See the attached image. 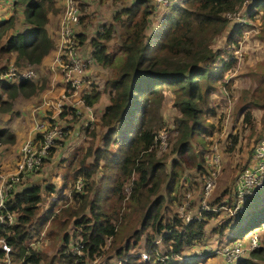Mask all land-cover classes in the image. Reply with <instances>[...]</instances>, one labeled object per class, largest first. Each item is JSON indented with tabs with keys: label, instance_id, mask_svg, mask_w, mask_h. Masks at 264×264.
Segmentation results:
<instances>
[{
	"label": "trees",
	"instance_id": "1",
	"mask_svg": "<svg viewBox=\"0 0 264 264\" xmlns=\"http://www.w3.org/2000/svg\"><path fill=\"white\" fill-rule=\"evenodd\" d=\"M128 1L131 2L128 4ZM245 1L254 0H178L166 12L156 31L148 34L154 11L151 0H112L113 4L121 3V6L113 12L111 22L100 24L88 40L94 61L103 67H112L113 72L106 79L104 89L92 86L90 92L83 95L85 105L92 106L101 93L106 92L108 103L98 118L99 134L85 128L91 140L71 172V180L83 178L80 191L69 189L70 200L76 206L65 203L54 209L53 201L44 208V196L52 195L57 189L54 184L32 183L18 191L12 190L5 204L15 212V222L0 225V237L9 246L12 264H85V259L101 255L120 259L121 264H159L160 254L182 256L184 248L203 242L204 227L216 216L215 212L203 209L200 219L183 223L177 212H171L165 204L160 190L165 182L167 200L174 204L178 198L175 185L182 178L183 163L195 168L202 177L210 172L202 136L209 140L218 127L209 116L216 115L218 104L213 103L212 95L220 87H224L225 94L230 91L229 101L234 96L233 111L241 114L243 127L250 131L248 137L255 131L264 132V59L255 69L245 72L244 77L250 79L249 86H240L231 94L233 80H228L226 74L237 59L228 51L223 57L212 44L231 23L226 14L236 13ZM54 3V0H14V4L23 5L28 29L7 37V43L0 46V59L15 52L13 63L16 66L42 62L54 46L45 29L48 13L58 11ZM257 5L261 8L258 37L264 43V0H255L247 7L246 15H251V10H255L253 6ZM86 19L88 15L82 14L80 23ZM11 22L12 18L0 23V40L5 35L4 26ZM77 38L80 44H86L87 36L83 31ZM226 41L232 44V36ZM117 52L121 53L120 58L116 57ZM6 69L7 66H0V70ZM42 87L28 78L12 84L0 81V112L10 109L11 100L16 96L30 97ZM2 93L7 94L8 100H2ZM168 94L178 111L173 118L175 134L171 149L176 158L171 160L169 170L165 156H158L154 146L156 133L166 125L161 107ZM255 111H259L258 128ZM14 141L12 132L0 128V143ZM238 142L239 135L235 134L226 150L232 151ZM195 143L203 151H196ZM216 150L222 166V155L217 147ZM53 152L54 149H50L49 155ZM178 168H181L180 173ZM220 172L221 168L217 178ZM185 189L192 192L190 188ZM227 191H221L208 200V204L219 208L217 211L226 206L227 211L233 204V199L223 198ZM180 203L179 199L177 205ZM222 211L225 210L222 208ZM255 213L258 211L251 215ZM230 221V217L225 219L214 231L223 234ZM69 222L79 229L83 256L74 255L68 249L72 238L67 227ZM260 222L264 230V214L256 218V226ZM41 232L52 241L60 239L61 246L55 253L30 246ZM141 246L149 254L148 260H141L139 254L132 253ZM2 256L0 244V260ZM261 261H264V247L259 246L249 250L236 264H260Z\"/></svg>",
	"mask_w": 264,
	"mask_h": 264
},
{
	"label": "rangeland",
	"instance_id": "2",
	"mask_svg": "<svg viewBox=\"0 0 264 264\" xmlns=\"http://www.w3.org/2000/svg\"><path fill=\"white\" fill-rule=\"evenodd\" d=\"M130 2L131 1H128L127 3L129 4ZM151 2L154 3L155 8L149 20V24L147 28L148 34H152L154 31H156V29L159 26V23L164 18L166 12L173 7V6H170L168 8V6L166 5L156 6L154 0H151ZM174 2H177V0H174ZM80 5H81V15L82 14L88 15V19L84 20L85 29L88 28L90 30L89 36H93L98 26H100V24L107 25L111 22L113 12L116 11L121 6V3L113 4L112 0H81ZM240 9L241 7L238 8V11ZM246 9H247V5L243 9V11H241L240 13L245 14ZM10 18H12V22L9 26L7 25L4 26L5 35L1 39V42H0L1 45H4L7 42V37L11 36L12 34H16L17 32H24V30L28 29V24L25 23V19L23 15V5L22 4H14L13 2V4L11 3L10 5V3H8L7 1L2 6H0V23L5 22ZM260 25H261V20H260ZM241 36L242 35L239 32L236 35L237 40L240 39ZM212 44H213V49L215 51L220 52L223 57H226V54H227L226 51H228V54L233 52L232 47H229V48L226 47V33L219 34ZM244 44H245L244 38H241L240 40L232 43L233 47L236 49L238 47L242 48ZM229 45L231 46V44ZM251 45H252V42L248 41L246 45L248 47L246 50H248L251 47ZM246 50L244 49V51H242L243 55H246V57H249L250 51H246ZM255 50H257L256 46H254L253 52ZM263 50H264V46H262L261 44V48H259V51H263ZM10 56L11 55H9L8 57H4L3 59H0V66L7 64L9 59L11 58ZM253 59H254V56H253ZM19 66L24 67V68H32L31 66L25 65V64H22ZM233 68H238L237 63L233 66ZM112 69H113L112 67L105 68V71H103V78L100 81H98V79L91 80L90 82L91 89H92V86L100 90L104 89V83L106 79L111 76L113 72ZM241 69L242 68L239 69V74H241L240 73ZM237 78H239V76ZM32 82H34L37 86H43L42 89L39 90V92L34 95H39L40 93H42L45 87V82L40 83V81H34L33 79H32ZM244 84H246V79L240 77V79L236 81V85L234 84V86L232 87L234 90L232 91L231 94H233V92L235 91L237 92L238 87ZM220 90L221 91L218 90L219 92H215L212 95L213 103L218 104V107L216 108V115L211 116V117L209 116V120L211 122L217 123L218 127L215 129V132L212 135V139L208 140L206 139V137L203 138L202 136L203 142L204 144L206 142L205 145L207 148L206 151H204L205 157H206V154L207 155L209 154L208 152L209 146L210 147L217 146V148L220 150V153L222 155V166L220 167L221 172L218 178L216 177L215 187L213 189V192L211 193V196L209 197V200L218 196L222 190H225L227 188L230 189V190L227 189L228 194L233 191L235 177L237 176L242 166L245 165V163L243 162H246L247 158L249 159V155L251 153L252 147L257 143V141H259V139L264 134V132L263 134H261V131H255L251 133L252 137L249 138L248 133L250 131L248 132V129H245L243 127L242 122H241V119H242L241 114L233 111L234 102L232 101V99L234 98V96H232L231 101H229L230 99L228 100V97L230 96V91L226 92L225 94L222 91L224 90V87H220ZM71 94L72 93L70 92L67 93L68 101L65 103V106L63 107V109H61L60 114H57L55 117H53V121L50 122L51 125L60 126V129L62 130L61 137L56 141V143L52 147L54 149L53 155H48V157L44 160V162L42 163L38 171H35V172H32L26 175L25 179L23 180V181H25L26 179L35 180L34 176L36 175L41 176L40 173L43 172L42 169H46L44 179L40 184L41 185L54 184L57 189L52 195H49L48 197L44 196L45 198L42 204L44 208H47L46 206L49 207L53 203V201L55 202L54 209L58 208L61 204L64 205L65 203L72 204V206H76V204L72 200H70L71 198L68 197V194L70 196L69 189L73 188V183H74V181L71 180V176H72L71 172L73 170V167L76 165L77 158H79L81 154L84 153L85 147L88 146V142H90L91 140V137H88L87 132L85 131V128L89 127V131L95 130L97 135L99 134V130L101 128L100 124H98V120H95V116L98 115V111L92 112L93 117L91 119L90 113H87L86 111H84L82 105L76 104L77 99L72 100V98H70ZM103 94H106V92H104ZM78 96H80V94H78ZM1 97H2V100H8L6 93H2ZM18 97H23V96L18 95L14 99H12L11 100L12 107H13V103L15 99ZM24 98H29V97H24ZM70 99L72 101H69ZM171 99H172L171 94H168L165 97L162 107H161V113L163 115V118L166 124L163 130L167 132L168 134L167 147L166 149L159 148L158 146L159 141H157L156 145H154L157 155L160 157L165 156V164H166L167 170L171 168V160L176 158V154L172 152L171 149H172V142H173L172 137L175 134L174 129H173V118L175 115L178 114V111L176 108L172 106ZM68 107H72V109L68 110L67 109ZM21 114L22 112L17 110L15 115L20 116ZM258 118H259V111H255L254 121L256 123V128H258ZM9 121L10 119L5 121L2 118H0V128L10 125L12 122L9 123ZM160 132H162V129ZM235 134L239 135V142L237 143V145L234 147L232 151H227L226 147L230 145L231 139ZM194 146H195L196 151H200V152L203 151L199 144L195 143ZM14 158H16V155L14 156ZM177 170L180 173L181 168H178ZM206 171H207V168H206ZM0 173L2 172L0 171ZM56 173L59 176V178L56 177ZM5 174H8V173L5 172ZM28 176H33V177L28 178ZM205 177L206 175L203 177L200 176L196 172L195 168L188 167L185 163H183L182 178L179 181V183L177 182L175 185V188H176L175 192H176V195H178V198L174 202V204H171L170 202H168L167 197H166L167 191L165 189V182L162 184L160 193L165 197V204H167L171 208V212H177V207H178L177 203L179 202V199L181 201L183 200V197H184L183 192L185 191L184 188L195 189L194 193L190 192V196L188 198L189 201L192 200L193 196L195 197V195L199 194V188H203ZM128 188H129V184L127 183L124 187L125 196L127 195ZM261 196H264V194H261ZM261 196L260 195L257 196L259 198H256L251 203V207L253 208L258 206V208H255L257 209L258 213H255L254 215H251L248 217L249 212H246L242 218V220L243 219L244 220L241 222V225L237 228V230H235V232L233 230L232 231L229 230V233L231 234H233L234 232L233 236H235L236 239L247 241L251 232L260 231L261 229H263L262 222H260V224L256 226V218L263 216L264 214V197H261ZM190 206L195 209L198 206V204H191ZM220 210L222 212V215H219L218 217L215 216L214 218H212L209 221L210 224L208 228L205 230L206 235L209 237L213 236L216 233L214 229L217 228L220 223L225 221V219L229 218L228 212L226 210L222 211V208ZM230 225L227 229H225L223 234H219V233H216V234L220 236L227 234L228 229H230ZM67 227L70 230L71 237L75 234L79 235V229L73 227V225L70 224V222L67 225ZM59 241L60 239L58 241L56 239L52 241L51 239H48L45 237V239L41 242L42 250H46L48 253H55L60 244ZM142 241H144L143 238H142ZM140 249H136L135 252L137 253L147 252L144 246L143 248H140ZM163 251L164 249L161 248L160 252H163ZM106 260H109V259H107L105 256L96 257L91 260L85 259V264H101L102 262Z\"/></svg>",
	"mask_w": 264,
	"mask_h": 264
},
{
	"label": "built area",
	"instance_id": "3",
	"mask_svg": "<svg viewBox=\"0 0 264 264\" xmlns=\"http://www.w3.org/2000/svg\"><path fill=\"white\" fill-rule=\"evenodd\" d=\"M1 1V0H0ZM156 6L166 5L168 8L173 6L176 2L174 0H154ZM250 2V1H249ZM248 1L244 2V6L236 13H227L226 17L235 22L238 26L244 25L248 18L245 14H241L243 8ZM81 0H62L61 3V25H60V51L61 56L56 58V62L60 66L61 74L68 89H75L73 94H76L77 89L82 83L81 74L85 71L86 67L92 62L91 57H85L81 53V45L78 41L76 29L80 25L81 17ZM154 5V3H153ZM155 7V5H154ZM232 47L234 49V55L238 59V56L242 51L237 49L233 45H228L227 48ZM34 71L31 68H24V70H18L15 65H9L4 71L0 70V81L6 78L19 81L23 78H32ZM85 95V94H84ZM77 105L89 109L85 105L83 96L79 97L76 102ZM79 111V110H77ZM37 137L34 141H27L22 144L20 148V158L16 164V170L13 173H0V225L11 224L15 222V212L7 209L5 204L7 196L13 190L14 184L19 182L24 176L38 171L44 160L48 157L50 149L54 146L56 141L61 137L62 130L58 125L37 123L34 126ZM161 131V130H160ZM158 131L155 136L154 145L157 141L158 146L161 149H166L168 134L162 129V132ZM160 132V133H159ZM251 156L245 163L242 170L237 174L234 186H233V204L227 207L228 217L237 218L244 215L247 212L248 202L259 195L260 191L264 189V134L251 150ZM206 159L210 161L211 170L206 174L204 185L202 188L201 199L198 206L194 209L190 205L188 200L190 191L186 190L183 200L177 207V213L180 216L183 223H189L192 220L200 219L202 217V210L217 211L219 208L213 207L208 204L209 197L215 187L216 176L219 172L220 166V154L217 152L216 147L212 146V151L206 154ZM83 178L77 177L73 183V189L80 191L82 188ZM226 210V206H222ZM73 240L70 241L68 249L69 251L78 256H83L84 245L81 243L79 235L76 234ZM0 244L3 249V256L0 260V264H12L9 246L3 237H0ZM259 247V236L257 231L251 232L248 237V243L245 244L242 240L227 239L224 244L217 247L195 246L191 249V252L187 256H176L168 254H160L159 264H173L174 261L184 263L183 260L199 261L205 259L210 255H221L225 258L227 263H236L237 260L244 257L249 250ZM143 260L149 259V255L145 252H141ZM94 256L92 259L96 258ZM91 260V259H89ZM165 262V263H164ZM110 261H104L101 264H109ZM113 264H121L119 260H112ZM26 264H30L29 262Z\"/></svg>",
	"mask_w": 264,
	"mask_h": 264
},
{
	"label": "crops",
	"instance_id": "4",
	"mask_svg": "<svg viewBox=\"0 0 264 264\" xmlns=\"http://www.w3.org/2000/svg\"><path fill=\"white\" fill-rule=\"evenodd\" d=\"M7 1H8V3H10V5H11V3L13 4V2H14V0H1L0 6H2ZM54 1H55L54 4L58 8V11L56 13H53V12L48 13V22L45 25L46 32L52 38V40L54 42V46L49 51V53L43 58V60L40 64L31 66L33 68V69L32 68L31 69L34 71V76L31 78V80L33 79L34 81H40V83L45 82V87H44L42 93H40L39 95L30 96L29 98H24V97L16 98L14 103H13L12 108H10L7 111L0 112V118H2L5 121L10 119L9 123L12 122L10 125L3 127V128L12 132L15 136L14 143H0V171L2 173H5V172L6 173H13L16 170V164L20 158V148H21L22 144L27 142V141H34L37 137V132L34 128L35 124H37V123H41L43 125L50 124V122L53 121V117H55L57 114H60L61 109H63V107L65 106V103L68 101V95H67L68 92L72 93L70 95L71 96L70 98H72V100H76L79 97H82L84 94L89 93L91 90V86H90L91 80L98 79V81H100L103 78V71H105V68H108V67H102V65H99L98 63H96L94 61V59L92 58L91 47L88 44V40L90 37L89 36L90 30L88 28L85 29V22L80 23V25L76 29V34L78 35V33H80V31L81 32L83 31L85 33V35L87 36L86 44H80L81 45V52H82L83 56L91 57L92 62L86 67L85 71L81 74L82 83L79 86V88L77 89L76 94H73V91L75 89H68L67 88L65 81L63 79V76L61 74L60 66L56 62V58L61 56V51H60L61 39H60L59 30H60V25H61V3H62V0H54ZM253 8H255V10L254 9L251 10V12H252L251 15L245 14L247 17L248 16H251V17H248V21L244 25H242V27L236 26L235 24H237V23H235V22H231L223 32V33H226V39L228 36H232L233 42H235L236 35L239 32L241 33V35H242L241 37H243L245 39V44L243 45L242 48H240V51H244V49L245 50L247 49L248 46H246V45H247L248 41L252 42L251 47L248 50H246V51H250V56L246 57V55H243V52H241L242 54L240 53V55L238 56L237 62H236L238 65V68L232 67L231 70H229L228 73L226 74V76H228L227 77L228 80L229 79L233 80V84L230 87V89H232V90H234L232 87L234 86V84L236 85V81L239 80L240 77L245 78L244 74L247 70L255 69L257 64L259 63V61H262L264 59V50L259 51V48H261V44H262V46H264V43L261 42V40L258 37L259 30H260L261 8L258 5L253 6ZM233 29H234V32H233ZM25 31L26 30H24V32ZM0 42H1V40H0ZM228 44H229L228 41H226V45H228ZM114 45H116V44H114ZM0 46H3V45H1V43H0ZM254 46L257 47V50H255L253 52ZM253 56H254V59H253ZM10 57L11 58L9 59L8 63L3 65V66L13 64L14 59H15V52ZM116 57L120 58L121 53L117 52ZM240 68H242L240 70L241 74H239ZM18 70L22 71V70H24V67L19 66ZM238 76H239V78H237ZM245 79H246V84H244V85L248 84V86H249L250 79H248L247 77ZM3 82L12 84V82H17V81H15L14 79L6 78L5 80H3ZM103 82H102V84H103ZM244 85H241V86H244ZM238 89H239V87H238ZM218 90L221 91L220 89H218ZM218 90H216L215 92H219ZM78 94H80V96H78ZM72 100L70 99L69 101H72ZM107 103H108V95H107V93L103 94V92H102L100 99L96 103H94L92 106H88L89 109H86L84 107H83V109L87 113H90L91 119L93 117L92 112L98 111V115L95 116V120H98L101 111L103 110L105 105H107ZM24 108H25V110H24ZM67 109L71 110L72 107H68ZM17 110L22 112V114L20 116L15 115ZM209 139H212V136ZM15 155H16V158H14ZM42 171L43 172L40 173L41 176H38V175L34 176L35 180L26 179L25 181H23L26 177V176H24L19 182L14 184L13 191H18L21 189V187H24L26 185H30L32 183L40 184L44 179L46 169H42ZM32 177L33 176H28V178H32ZM56 177L59 178L57 173H56ZM190 189L194 193L195 189H192V188H190ZM227 189H229V188H227ZM201 192H202V188H199V194L195 195V197L193 196V198L191 200L193 204L199 203V201L201 199ZM69 193H70V190H69ZM230 193L229 194L227 193L226 195H224L223 198L233 199L234 198L233 191ZM261 194H264V189L262 191H260L259 195L261 196ZM68 197H70L69 194H68ZM261 197H264V196H261ZM256 198H259V197H257V196L253 197L251 199V202L250 201L248 202V205H247L248 206L247 212H249L248 217L252 214V212L257 210L255 208H258V206H256L255 208L251 207V203ZM215 215H216V217H218L219 215H222V212L221 211H215ZM244 215L237 217V218H235V217L230 218V220H231L230 221V224H231L230 229H228V233L223 235V236H220L216 233L213 236H210V237L207 236L205 233V230L208 228V226L210 224L208 222L204 227L203 242L196 244V245H193L191 247L184 248L183 253H182V257L187 256L188 253L191 252V249L195 246H199V247L210 246V247L214 248V247H217L221 244H224L227 239L233 238V234H234L235 230H237V228L241 225V222L244 220V219L242 220ZM73 227H75V226L73 225ZM229 230H231V231L233 230L234 231L233 234L229 233ZM68 231L70 233V230H68ZM257 232H258V236H259V246L264 247V230L261 229L260 231H257ZM44 239H45V234H44V232H41L39 234V236L37 238H35L30 243V246L33 249H37V250L42 249V243L41 242ZM143 242L144 241H142V244H143ZM243 242L245 244H247L248 239H247V241H243ZM59 243L60 244H59L57 250L61 246L60 241H59ZM140 248H143V247L141 246ZM140 250H142V249H140ZM132 253L133 254H139V253L135 252V250ZM108 258H109L110 262L112 260H116L115 258H112L110 256H108ZM110 258H112V259H110ZM183 261H184V263H180V264H189V260H187V261L183 260ZM197 264H229V263H227V261L225 260V258L223 256L214 254V255L207 256L204 260L198 262ZM232 264H236V263H232ZM260 264H264V261H261Z\"/></svg>",
	"mask_w": 264,
	"mask_h": 264
},
{
	"label": "clouds",
	"instance_id": "5",
	"mask_svg": "<svg viewBox=\"0 0 264 264\" xmlns=\"http://www.w3.org/2000/svg\"><path fill=\"white\" fill-rule=\"evenodd\" d=\"M254 1H255V0H254ZM254 1H252V2H250V3H248V4H246L247 7L252 6L253 3H254ZM177 2H178V0H177ZM177 2H176V3H177ZM176 3H175V4H176ZM246 5H245V6H246ZM154 8H155V7H154ZM235 25L238 26V24H235ZM235 38H236V37H235ZM241 38H243V37H241ZM241 38H240V39H241ZM240 39H238V40H240ZM238 40H237V41H238ZM231 45H232V44H231ZM233 50H234V49H233ZM233 56L235 57V55H234V51H233ZM235 58H236V57H235ZM236 59H237V58H236ZM13 65H14V63H13ZM6 66H7V68H8L9 65H6ZM15 66H16V65H15ZM17 67H19V66H17ZM1 71H2V70H1ZM28 79L31 80V78H28ZM31 81H32V80H31ZM184 190H185V191H184V193H185V192H186V189L184 188ZM184 193H183V194H184ZM257 196H258V195H257ZM177 214H178V213H177ZM178 216H179V215H178ZM75 236H76V234L73 235L72 238H74ZM79 237H80V236H79ZM72 238L70 239V241L73 240ZM70 241H69V243H70ZM140 253H141V252H140ZM140 253H139V255H140V259L143 260L142 257H141V254H140ZM145 253H147V252H145ZM147 255H149V254L147 253ZM99 257H103V255H101V256H99ZM105 257H106V256H105ZM88 259H89V258H88ZM107 259H109V258H107ZM117 260H119L120 263H121V260H120V259H117ZM146 260H148V259H146ZM203 260H204V259H203ZM106 261H110V260H106ZM109 264H113V263L110 262ZM173 264H179V262L174 261Z\"/></svg>",
	"mask_w": 264,
	"mask_h": 264
}]
</instances>
